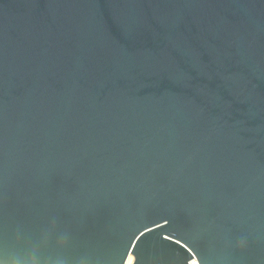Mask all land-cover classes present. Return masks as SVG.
Segmentation results:
<instances>
[{"label": "water", "instance_id": "1", "mask_svg": "<svg viewBox=\"0 0 264 264\" xmlns=\"http://www.w3.org/2000/svg\"><path fill=\"white\" fill-rule=\"evenodd\" d=\"M264 264V0H0V264Z\"/></svg>", "mask_w": 264, "mask_h": 264}, {"label": "built area", "instance_id": "2", "mask_svg": "<svg viewBox=\"0 0 264 264\" xmlns=\"http://www.w3.org/2000/svg\"><path fill=\"white\" fill-rule=\"evenodd\" d=\"M189 264H200V263H199V261L197 260V258L194 257L193 260H191V261L189 262Z\"/></svg>", "mask_w": 264, "mask_h": 264}, {"label": "bare ground", "instance_id": "3", "mask_svg": "<svg viewBox=\"0 0 264 264\" xmlns=\"http://www.w3.org/2000/svg\"><path fill=\"white\" fill-rule=\"evenodd\" d=\"M132 262H133V259L130 258L127 264H132Z\"/></svg>", "mask_w": 264, "mask_h": 264}]
</instances>
